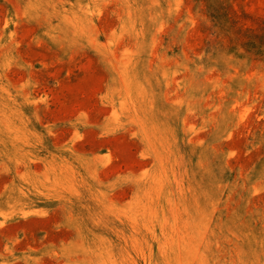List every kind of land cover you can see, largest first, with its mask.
Returning a JSON list of instances; mask_svg holds the SVG:
<instances>
[{
	"label": "rangeland",
	"instance_id": "rangeland-1",
	"mask_svg": "<svg viewBox=\"0 0 264 264\" xmlns=\"http://www.w3.org/2000/svg\"><path fill=\"white\" fill-rule=\"evenodd\" d=\"M0 264H264V0H0Z\"/></svg>",
	"mask_w": 264,
	"mask_h": 264
}]
</instances>
